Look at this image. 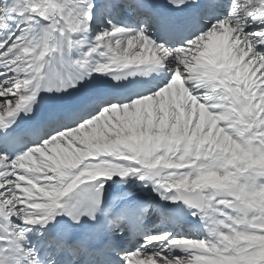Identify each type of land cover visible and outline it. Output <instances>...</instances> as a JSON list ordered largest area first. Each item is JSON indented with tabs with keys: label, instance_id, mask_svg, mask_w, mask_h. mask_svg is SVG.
Returning <instances> with one entry per match:
<instances>
[{
	"label": "snow or ice",
	"instance_id": "snow-or-ice-1",
	"mask_svg": "<svg viewBox=\"0 0 264 264\" xmlns=\"http://www.w3.org/2000/svg\"><path fill=\"white\" fill-rule=\"evenodd\" d=\"M193 5L0 0V264H264V0L177 15ZM94 16L108 26L89 38ZM114 176L183 202L206 236L146 228L152 205L131 193L105 206Z\"/></svg>",
	"mask_w": 264,
	"mask_h": 264
},
{
	"label": "bare ground",
	"instance_id": "bare-ground-1",
	"mask_svg": "<svg viewBox=\"0 0 264 264\" xmlns=\"http://www.w3.org/2000/svg\"><path fill=\"white\" fill-rule=\"evenodd\" d=\"M220 10L222 11V9ZM113 18H119L123 21L124 20L127 21L128 27L132 25H136L138 27V18L132 12H122V13L115 15ZM100 20H102L103 23L100 22ZM101 26H105V27L108 26L106 21L104 20V17L94 16L93 26H92V29L90 30L89 38L91 36H94L95 33L101 29ZM151 34L158 38V34L156 31L153 30ZM80 54H81V51L78 52L75 49H72L70 53H66V55H70L71 58L73 57V55H76V58H77ZM164 75L165 73L162 72L160 76L163 77ZM126 182H127V179L124 178L123 183H126ZM106 183H109V180H107ZM128 183L129 184L125 185L122 189H118L116 191L106 190L104 187V191H106V193L104 194L106 196H109L111 194V198L109 199L108 202H106L105 206H111L113 204L116 206L120 200L124 199L126 194L131 193L132 194L131 197L134 196L135 200H137L138 202L140 203L150 202L151 203L152 206L149 208L148 212L152 211L154 213L153 216L157 215L158 217H162L163 220L167 221V224H164L165 226L161 225L160 227L159 226L153 227L151 228L152 231H164L169 228V231H172L173 234L190 235V233L193 232L192 235H194L195 234L194 230L195 231H198V230L194 229V227L192 226V221L196 219L197 221L196 224L199 225L200 233L196 234L195 236L199 238L205 235L204 225L199 220V217H193L190 214V211L188 210L186 206H182L181 204H178L177 202L172 203L168 200L161 199L160 196L156 192H153L151 190L152 186L150 183H148L147 187H144V184L147 182H141L134 176L128 177ZM142 197H146L144 202L141 201ZM188 214H189V217H187ZM172 227L176 229H173Z\"/></svg>",
	"mask_w": 264,
	"mask_h": 264
},
{
	"label": "rangeland",
	"instance_id": "rangeland-1",
	"mask_svg": "<svg viewBox=\"0 0 264 264\" xmlns=\"http://www.w3.org/2000/svg\"><path fill=\"white\" fill-rule=\"evenodd\" d=\"M162 220H163V219H162ZM164 221H165V220H164ZM162 226H165V225H162ZM196 230H198V231H195V230H194V233H195L194 235H196V234H199V233H200V232H199V231H200V228H198V229H196ZM190 232H192V231H190ZM192 234H193V232H192V233H190V235H192ZM204 234H205L204 236H206V232H205Z\"/></svg>",
	"mask_w": 264,
	"mask_h": 264
}]
</instances>
